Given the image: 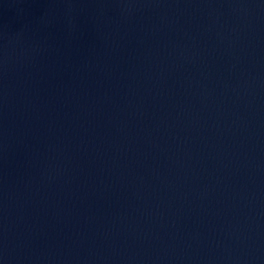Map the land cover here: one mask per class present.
I'll use <instances>...</instances> for the list:
<instances>
[{
	"label": "water",
	"instance_id": "95a60500",
	"mask_svg": "<svg viewBox=\"0 0 264 264\" xmlns=\"http://www.w3.org/2000/svg\"><path fill=\"white\" fill-rule=\"evenodd\" d=\"M0 264H264V0H0Z\"/></svg>",
	"mask_w": 264,
	"mask_h": 264
}]
</instances>
